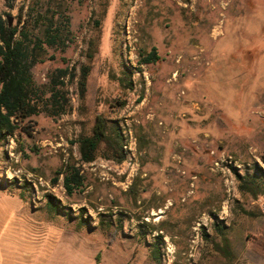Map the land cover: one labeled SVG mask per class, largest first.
<instances>
[{
  "label": "rangeland",
  "instance_id": "374dc122",
  "mask_svg": "<svg viewBox=\"0 0 264 264\" xmlns=\"http://www.w3.org/2000/svg\"><path fill=\"white\" fill-rule=\"evenodd\" d=\"M9 16L60 30L32 71L45 107L57 70L77 78L64 114L0 143V264H264V0H0ZM98 116L123 149L84 163Z\"/></svg>",
  "mask_w": 264,
  "mask_h": 264
},
{
  "label": "trees",
  "instance_id": "16d2710c",
  "mask_svg": "<svg viewBox=\"0 0 264 264\" xmlns=\"http://www.w3.org/2000/svg\"><path fill=\"white\" fill-rule=\"evenodd\" d=\"M8 3L12 0H6ZM11 8H13L11 6ZM21 23V22H20ZM60 30L48 28L46 38H31L29 32L20 30L19 26H9L8 21L0 18V143L9 137H13L20 124L43 112L56 117L65 113L68 106L67 94L61 87L65 86V79L69 78L74 82L77 78L76 67L69 70L59 69L56 76L51 79L53 90L48 98L49 108L44 106L43 97L45 93L36 85L33 76V68L42 63L40 54L45 46L60 47L65 46ZM161 57L154 49L143 59V63H157ZM90 73L89 67H82L79 76V83L84 90ZM126 80V79H125ZM128 89L132 88V82H128ZM110 133L106 120L98 116L91 137L83 138L79 141L80 153L84 163H92L98 153L102 143L111 148L114 152L123 149V138L117 129ZM241 182L242 192H246L253 197L262 194L257 185L256 177L252 175H238ZM81 186L78 173H72L65 178V186L70 193L74 190L73 186ZM52 211H59V207L53 202L49 203ZM218 232L223 236V248H218L223 254L229 256L230 245L225 238L223 231L218 228ZM264 245V244H263ZM263 248L259 247V250ZM264 250V249H263ZM99 257L97 264H99Z\"/></svg>",
  "mask_w": 264,
  "mask_h": 264
},
{
  "label": "crops",
  "instance_id": "0c3cea01",
  "mask_svg": "<svg viewBox=\"0 0 264 264\" xmlns=\"http://www.w3.org/2000/svg\"><path fill=\"white\" fill-rule=\"evenodd\" d=\"M5 198H7V197H5ZM16 231L17 230H14V234H13L15 237L18 236V233H17V235H15ZM23 243L25 244V242H23ZM34 259H37V258H30V256H29L28 260H26V261L24 260L23 262H25L26 264H33L34 263ZM38 264H39V262H38ZM43 264H46V263L44 262Z\"/></svg>",
  "mask_w": 264,
  "mask_h": 264
},
{
  "label": "water",
  "instance_id": "95a60500",
  "mask_svg": "<svg viewBox=\"0 0 264 264\" xmlns=\"http://www.w3.org/2000/svg\"><path fill=\"white\" fill-rule=\"evenodd\" d=\"M8 22H9V26L12 27L13 26V22H14V17L9 16L8 17Z\"/></svg>",
  "mask_w": 264,
  "mask_h": 264
}]
</instances>
